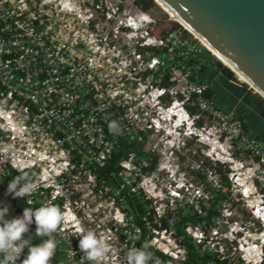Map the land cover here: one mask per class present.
<instances>
[{
    "label": "built area",
    "instance_id": "1",
    "mask_svg": "<svg viewBox=\"0 0 264 264\" xmlns=\"http://www.w3.org/2000/svg\"><path fill=\"white\" fill-rule=\"evenodd\" d=\"M159 23L134 0H0V181L7 188L22 168L38 185L21 198L23 204L61 209L64 220L54 238L65 264H80V229L108 237L109 264H118L122 250L144 241L150 251L170 258H160L162 264L186 260L173 221L161 227L165 212L156 213L154 189L148 188L156 168L148 167L158 150L151 136L167 137L172 128L225 144L226 159L214 151L207 159L232 164L227 178L241 169L243 175L227 189L232 194L238 186L247 205L254 198L251 212L262 223L257 230L264 244V141L247 132L234 109L216 104L202 75V55L213 54L192 34L178 29L157 34ZM111 121L118 123V134L109 131ZM122 141L138 143L139 151L116 157ZM238 154L246 158L236 161ZM204 169V182L221 188L219 179L207 178V172L215 173ZM195 191V201L206 197L204 190ZM134 197L150 201L141 215L145 230L128 207ZM106 209L111 215L104 221ZM185 230L201 247L212 240L199 225ZM212 248L203 250L227 259L225 251Z\"/></svg>",
    "mask_w": 264,
    "mask_h": 264
},
{
    "label": "rangeland",
    "instance_id": "2",
    "mask_svg": "<svg viewBox=\"0 0 264 264\" xmlns=\"http://www.w3.org/2000/svg\"><path fill=\"white\" fill-rule=\"evenodd\" d=\"M147 12L152 18L157 21L159 20L160 23L166 22L168 26L173 25V22L170 21L173 19H170V15L164 12L158 4L155 3V6L147 10ZM121 39L123 40L122 37ZM213 55H205L204 66L206 68L205 73L207 72L206 75L212 80V83H215L222 80V74L220 72L223 67L221 66L222 64H219L220 61ZM236 73L233 74L230 72V74H224L226 82L233 83L231 85L232 87L236 84L237 88H233L236 96L241 97L245 103L250 102L254 106L256 105L257 107L264 108L263 96L261 95V97L256 89L255 91L252 86H249L245 80L244 82L242 77ZM245 118L247 119V117ZM160 135L161 134H154L150 139V144L158 145V150L153 154L156 161V168L152 172L154 177L148 188L151 187L154 189L150 199L152 201V206H156L154 207L156 213H162V211L167 213L168 210L173 219L177 215L179 208L185 210L188 208V205L192 203L193 205L195 204V197H193L197 195V191L195 190L201 193V191L205 189L206 185L203 178H205L204 173L206 171L203 168V164L206 161L204 160H208L207 158L211 159L210 156H214L212 151L216 152L217 158L221 161L226 159L227 147L224 143H215L214 137L207 139V137L202 134V140H199L198 137L194 135L189 138L182 133H175L173 128L172 132L166 134L167 137H164L165 135ZM235 157L236 161L246 158L245 155L239 154ZM229 165L232 164L226 161L223 166H221L222 171L226 175ZM236 169L237 170L233 171L234 175L232 177L228 175V180L230 182H232L234 177L243 175L241 169H238V167ZM207 178L212 182L213 180L211 179H218V175H209V172H207ZM239 189L238 186H232L230 199L227 200L223 206L220 205L221 214L218 218L214 219L212 224L214 228L208 233L210 237L208 239L212 238L211 242H206V244L204 242L203 247L200 248L202 250L208 248L213 249L212 247L215 246L225 251L230 261H232L235 256L239 255L243 260L242 264H264V260L261 261L260 259L264 254V244L260 242V239L263 238L257 230V226H262V223L251 212V205L253 204L254 198H252L250 204L247 205L246 198H243ZM223 190H225V188H223ZM173 195H178V197H174ZM248 200H250V198H248ZM204 204L207 205L206 203ZM110 215L111 213H109L107 209L104 213H101L104 221L109 219ZM155 217L157 218V215H155ZM203 228L210 229L204 225ZM193 234L196 236L194 238H200L199 230L192 231V235ZM234 244H236V250L235 247H233ZM240 244L244 246L241 247ZM169 247L172 248V246Z\"/></svg>",
    "mask_w": 264,
    "mask_h": 264
},
{
    "label": "water",
    "instance_id": "3",
    "mask_svg": "<svg viewBox=\"0 0 264 264\" xmlns=\"http://www.w3.org/2000/svg\"><path fill=\"white\" fill-rule=\"evenodd\" d=\"M156 1L183 21L264 93V0ZM169 18L173 19L171 16ZM220 64L235 74L221 61ZM6 189L0 181V206L7 205L9 208L6 219L22 215L17 198L6 195ZM26 236H30L33 242L35 224L31 225Z\"/></svg>",
    "mask_w": 264,
    "mask_h": 264
},
{
    "label": "clouds",
    "instance_id": "4",
    "mask_svg": "<svg viewBox=\"0 0 264 264\" xmlns=\"http://www.w3.org/2000/svg\"><path fill=\"white\" fill-rule=\"evenodd\" d=\"M108 128L114 134L120 131L116 121L109 122ZM18 172L20 174L9 181L6 195L24 199L32 195L38 185L28 171L21 168ZM8 212L7 205L0 206V264H17L18 261L19 264H51L57 248L54 233L64 220L61 209L54 205H42L35 209L25 207L22 215L6 219ZM33 224L36 237L42 241L39 244H33L32 238L26 236ZM77 235L80 237L78 248L83 253L80 264H109L113 246L106 235L85 229H80ZM128 238L137 239L132 234ZM150 248V242L144 241L139 247L124 249L119 254L118 264H162Z\"/></svg>",
    "mask_w": 264,
    "mask_h": 264
},
{
    "label": "trees",
    "instance_id": "5",
    "mask_svg": "<svg viewBox=\"0 0 264 264\" xmlns=\"http://www.w3.org/2000/svg\"><path fill=\"white\" fill-rule=\"evenodd\" d=\"M134 2L142 10H149L153 6H155V3L153 0H134ZM160 8L164 12H166L162 6H160ZM170 21L173 22L172 26H168L166 22H161V23L157 24V26L155 28V32H157V34L161 35V34H164L163 32H165L167 30L178 29L183 33L184 36H189V37L191 36L188 31H186L184 28H182V26L180 24L177 23V21L176 22H175V20L174 21L170 20ZM195 38H197V37H195ZM205 55L212 56L210 53L205 51L204 54L202 55L203 60H204ZM221 66L223 67L222 71L224 74H230V72L227 68H225L223 65H221ZM202 75L207 78V75L205 74V70L202 72ZM186 107L190 113L194 112V107H191V106H186ZM197 124H200V122H197ZM139 149H140V145L138 143H126V142L122 141L120 144L119 152L115 156L120 158L122 156H126L127 153L130 151H139ZM204 161H206V162L204 164L202 163L203 168L210 169L215 174L218 175V179L222 185L221 188H219V189L212 188L209 183L205 182L206 187L204 189V192L206 193V197H200V198L196 199L195 204H196L197 208H195V204L193 205V203L191 205H188V208L185 210H183L182 208H179L177 215L173 219L167 210V213H165V217L160 219L161 227H165V228L170 227V225L168 223V219L169 218L172 219V221H173L172 227L175 230V234H176L175 236L177 238H179V244L181 246H183L185 248V251H186L187 257H186L185 261H183V262L172 261V264H242L243 260L241 259V257L239 255L235 256L232 261H230L228 256H227V259L224 258V259L220 260L216 257V255H217L216 252L211 253V252H208L205 250H200V247L202 246V244L196 243L195 240L192 238V236H190L185 230V227L188 225L192 226V227L199 225L200 228L202 229L203 233L205 235H207L208 232L212 228V224L214 222V219L216 217L220 216V209H221L220 205H222L223 203L227 202V200L230 199L231 192L227 189L230 186V182L227 178V175L224 174V172L221 169V166H223V164L219 163V162L213 163L209 160H204ZM155 164H156V161L154 159H152L151 164L148 167V170L149 171L153 170L156 167ZM103 173H107L106 170H103ZM203 180H204V178H203ZM222 187H225L226 190H222ZM149 202L150 201H148V200L142 201L138 197L129 198V200H128V207L134 213L135 222L140 227H142L143 230H145V229L143 226V222L141 220V215H142V213L145 212L144 210L147 207V204ZM204 203H206L207 205H205ZM149 219L152 222L151 216H149ZM201 224H202V226H201ZM153 225L157 226L155 223H153ZM203 225L206 227H209L210 229L209 230H208V228L204 229ZM233 247H235V250H236V244H234ZM152 252L155 254V256H158L159 258L170 259L168 256L163 255L162 253L158 252L157 250H152Z\"/></svg>",
    "mask_w": 264,
    "mask_h": 264
},
{
    "label": "crops",
    "instance_id": "6",
    "mask_svg": "<svg viewBox=\"0 0 264 264\" xmlns=\"http://www.w3.org/2000/svg\"><path fill=\"white\" fill-rule=\"evenodd\" d=\"M220 73L222 74V80H219L215 83H212V80H210L211 93L216 101V104L223 110L234 109L237 115L243 121V124L247 132L252 136H254L255 138H257L258 140L264 141V123L262 121L261 122L258 121L257 123H254L255 122L254 119L250 121L249 118L246 119L245 118L246 116L243 115V110L246 112L248 111L253 115H255L260 110L259 109L260 107H257L256 105L254 106L249 101H247L249 103H245L241 97L236 96L233 90V88H237L236 84L233 85L232 87L231 85L233 83L226 82L224 73L222 72ZM25 207L26 206L23 204V207L22 208L19 207V208L23 212V209ZM41 242H42L41 239L37 238L35 235V237L33 238V244H39ZM51 264H65V262L63 261L62 257L57 252H55V257L52 258Z\"/></svg>",
    "mask_w": 264,
    "mask_h": 264
},
{
    "label": "bare ground",
    "instance_id": "7",
    "mask_svg": "<svg viewBox=\"0 0 264 264\" xmlns=\"http://www.w3.org/2000/svg\"><path fill=\"white\" fill-rule=\"evenodd\" d=\"M155 2H157L160 6H162L163 8H164V10L173 18V19H175V21H177L178 23H180L185 29H187L188 31H190L191 32V34L193 35V36H195V37H197L205 46H206V48H208L210 51H211V53H213L214 54V56L215 57H217L221 62H223L224 64H226V65H228L233 71H234V73H238L241 77H242V79H243V81L245 80L248 84H249V86H252L253 87V89L255 90H257L258 92H259V94L260 95H262L263 97H264V93H262L257 87H256V85L255 84H253L249 79H247L242 73H240L237 69H235L230 63H229V61H227V59H225L222 55H220V53H218L211 45H209L206 41H204L201 37H199L195 32H193L191 29H189L186 25H185V23L183 22V21H181L177 16H175L173 13H171L167 8H165L162 4H160L158 1H156L155 0ZM236 73V74H237ZM244 81V82H245ZM255 90V91H256Z\"/></svg>",
    "mask_w": 264,
    "mask_h": 264
},
{
    "label": "flooded vegetation",
    "instance_id": "8",
    "mask_svg": "<svg viewBox=\"0 0 264 264\" xmlns=\"http://www.w3.org/2000/svg\"><path fill=\"white\" fill-rule=\"evenodd\" d=\"M221 72L223 73V71L221 70ZM205 74H207V72L205 73ZM208 77V76H207ZM209 79V78H208ZM211 79H209V81H210ZM243 108V107H242ZM260 110L258 111V113H256L255 115H253L252 113H250V112H246V111H244L243 110V115H245L247 118H249L250 119V121H252L253 119H254V123H257L258 121L259 122H263L264 123V108H259ZM17 200H18V205H19V207L20 208H22L23 207V201H22V199L21 198H17Z\"/></svg>",
    "mask_w": 264,
    "mask_h": 264
}]
</instances>
